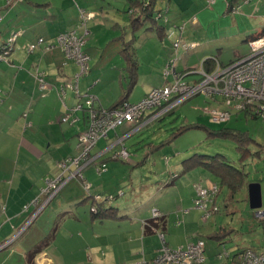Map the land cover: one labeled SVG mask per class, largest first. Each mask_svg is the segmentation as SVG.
<instances>
[{
  "label": "crops",
  "instance_id": "obj_1",
  "mask_svg": "<svg viewBox=\"0 0 264 264\" xmlns=\"http://www.w3.org/2000/svg\"><path fill=\"white\" fill-rule=\"evenodd\" d=\"M17 1L18 4H15L7 14H0L2 21L0 22V45L8 40L12 32L21 33L16 42L15 52L9 60L10 63H0L1 245L17 236L26 226L28 228L8 248L1 250L0 264H27L26 259L29 253L35 254V264H137L142 260H153L158 254L161 248L160 233L165 235L167 244L172 248L185 247L187 244H191L187 239H184L175 243V247L171 245L173 241L169 230V220L171 218V220H178L177 226H179L180 215L185 218L189 214V210L181 211L187 207L184 199L179 200V203L176 200V204L171 209L165 207L164 202L172 198L176 199L186 187L191 189L190 200H194L195 193L192 194L191 184L194 188L195 186L211 188L212 185L216 184V181L214 183L209 173L202 172L200 167L192 169V163H184L190 158L183 160V166L178 168L179 170L184 169V177L182 174L179 175L176 171L170 170L171 174L168 179L157 182L158 173H156L155 168L159 163L156 161L153 163L154 168L151 167L153 171L147 168L153 177H146L143 173L146 170L144 168L152 162L150 156L153 155L152 146L155 144L148 146V153L142 159L132 156V151L126 148V142L145 131L143 129L149 127L151 123L144 128L134 124H124V127L110 132L108 138L99 141L96 145L97 149H94L91 155L96 158V164L105 163L107 167L100 173L96 171V165H91L83 171L84 179L90 186L89 192L86 191L80 179L68 181L50 202L45 212L32 221L37 210L46 202V197L42 196L45 179L61 176L62 171L59 163L78 156V137L83 128L78 121V117L81 116L77 113L73 117L78 118V122L69 124L70 126L63 123V118L67 115L63 103L69 109H73L78 103L75 92H71L70 97L66 92L64 100L57 93V90L65 84L62 83L61 85V76L54 74V71L59 68L58 66H61L60 73L66 74L68 71L66 66L72 63L64 66L65 61L62 54H54L44 64V59L39 61L40 55L35 54L26 57L23 54V49H25L26 44H34L41 38L51 40L62 33L77 30L80 24V15L57 13L54 14L56 16L54 17L47 14L54 11H70L69 8H73L72 0H62L61 6H53L49 0H27V5L21 4L20 0ZM139 1L152 0H124L116 12H111L115 11L111 10L105 13L104 11L105 14L101 20H95L90 25L91 39L88 41L85 51L87 55L97 59V69H100L101 73L94 72L90 76L88 75L87 84L79 82V91L80 94L86 93L94 96L98 106L104 109L113 108L123 100L138 103L151 90L164 87L167 83H172L175 80L171 75L164 84L162 73H160L161 80L155 82L157 83L156 86H151L142 92L138 90L143 79L140 71L141 68L143 69V65L138 55L137 42L149 31L155 32V36L160 42L166 41L164 38L167 32L169 33L167 25H161L157 28L152 24L148 25L149 20L153 22L152 19L144 20L140 29L135 30L132 21L126 15V11L132 4ZM229 1L234 6H242L243 4L241 7L242 18H246L244 14L251 11V0ZM158 2L159 0H156L154 3L156 11ZM163 2L169 6H175L173 15L176 19L183 18L186 15L185 10L197 3L195 0H163ZM86 3L91 4L88 0H80L79 2L80 6L89 7ZM43 7L45 10H42ZM197 7L199 8L198 11L201 12V4H197ZM243 8H248V10L243 11ZM179 11H182V14H178ZM225 14H231V12L227 9ZM154 15L153 18H155ZM193 15L195 14H191V16ZM110 16L113 18L110 19ZM234 19L236 22L237 18ZM101 21L105 23V27L102 24L97 26V23ZM160 27L164 28L162 32L157 31ZM211 27L208 28L207 43L203 47V54L197 63L198 66L195 65L196 61L193 62L191 58V51L183 50L182 57L177 58L179 62L176 69L177 74L183 75L195 69L201 71L202 68L205 69L204 63L207 60H217V63L214 61L211 63V70L215 69L218 64L226 66L220 55L213 54L211 49L213 45L227 44L231 42L232 38L235 36L237 38L239 35H242V40L244 37L246 42H249L252 36H258L264 32L246 28L237 33L228 32L220 38H214L209 33ZM98 29H103L104 32L108 31L110 34L113 33L114 36L119 34V37H112V41L118 46L116 55L111 58H107L106 54L102 52L103 44L101 45L95 39ZM120 31L124 32L120 34ZM143 32L146 34L143 35ZM203 40L200 39L199 41L202 42ZM93 41L94 44L91 46L96 45V47L92 48L93 51H88V46ZM127 47L132 53V60L135 63L133 67L129 66L124 55V50ZM168 53L162 52L159 58L155 59L160 66H164L166 63L168 65L172 60V56ZM240 57L243 56L238 53L231 59L230 63ZM115 59L118 61H114ZM148 68H151L149 64ZM36 71L45 74L47 89H43L38 83L35 77ZM191 76H200L201 79L200 74L190 73L184 78ZM90 80L94 84L90 85ZM198 80L188 81L185 79V82L194 84L199 82ZM115 81L119 82V86H114L112 99L109 100L104 96L107 95L105 90L115 85L113 83ZM160 85L161 87H159ZM93 86H96V90L87 93ZM62 101L64 102L62 103ZM25 115L27 116L24 117ZM85 124L87 125L86 119ZM142 142L140 141L138 144ZM119 146L127 149L130 159L132 158L131 164L114 159V156L121 150ZM9 162V166L6 165ZM4 165L6 166L3 167ZM174 175L179 177L173 180ZM169 181L171 183L168 184ZM171 185L173 187H170ZM154 186L156 187L154 188ZM155 189L159 190V194L152 193ZM95 196L113 197L111 201H103L104 204L101 207L106 211L104 216L94 217L91 213ZM37 200H39L38 205H34V201ZM156 207L161 213L160 227H151L148 230L146 224L154 220L152 211ZM29 222L31 223L28 224ZM38 247L41 249L36 253Z\"/></svg>",
  "mask_w": 264,
  "mask_h": 264
},
{
  "label": "rangeland",
  "instance_id": "obj_2",
  "mask_svg": "<svg viewBox=\"0 0 264 264\" xmlns=\"http://www.w3.org/2000/svg\"><path fill=\"white\" fill-rule=\"evenodd\" d=\"M2 1H0V14H7V12L12 7L15 6V4H18L17 3L18 1L15 0H2ZM9 1L11 3H9ZM20 1L21 4L27 3V0H20ZM49 1L52 2L53 6L55 5L61 6L62 4V0H49ZM123 1L124 0H88V2L91 4L89 5L88 3H86V5H89V7L87 6L82 7L79 4L80 0H72L73 8L72 9L69 8L70 11H64V12L54 11L47 14H51V16H54V14L57 13H62V14L71 13V14L80 15L82 14V11H85L86 14L93 13L95 15V18L90 22L88 21L86 28L81 25V19H80V24L77 30H75L77 32V35L84 34L85 35L84 39L88 43V41L91 39V32L89 31L91 23L95 22V20L100 21L101 17L108 11L115 10L111 12H116V9L122 6ZM209 1L210 0H195V2H197L196 5L189 6L185 10L186 15L181 19H176L173 15L175 13L174 12L175 6L174 5L169 6L166 2H163V0H159L157 4V11L160 10V12L152 13L155 14L154 15L155 18L152 20L156 19V22L155 21L152 22L149 20L148 25L152 24L156 28L161 25L163 26L167 25L169 28V33L167 32V35L164 38L166 39V41L160 42V40L155 36V32L149 31L147 35H144L146 33L143 32L142 34L144 36L141 37L137 42L136 47L137 48L139 47L138 55L140 57V60L142 61L141 64L143 65V69L141 68L140 70L143 79L141 80L140 83L141 86L138 88L139 91L142 92L144 89H147L151 86H156L157 83L155 82H159L158 80H161L160 73H162V81L164 82V84L168 80L169 77L166 78L164 75L167 67V63L164 66H160L159 62L155 60L156 58H159V55L162 52H169L168 54L172 56L171 59L177 60L178 57H182L181 55L184 50L182 45L196 44V46L197 45L202 46V47L197 46L195 49L189 50L191 51L190 55L191 58L193 59V62L196 61L195 65H197L203 54V49H204L203 47L207 43L206 34L208 33V28H210L212 25L213 26L211 27L209 33L210 36L214 38H220L224 34L226 35L228 32L237 33L246 28L248 29L251 28L254 31H264V0H251L250 3L251 11H248L247 13L244 14L246 18L241 17L242 15L241 7L243 6V4L242 6H239L240 9L238 14H233L232 11L231 14H225L227 13V9H228L227 4H229L230 9H232L233 7H237V5L234 6L233 3H231L229 0L228 3L226 0H215L216 2L213 5H210ZM146 2L145 4L142 3V1H139L131 5L132 16L129 18L132 21L135 30L140 29V25L142 24L143 21L142 15L146 13H150L151 12L150 9L151 10L153 9L152 1H146ZM197 4H201V12L198 11L199 8L197 7ZM244 6H248V5H244ZM42 10H45V7H43ZM244 10H248V8H243V11ZM40 13L43 14V12ZM178 14H182V11H179ZM191 14H195V15L191 16ZM161 16L163 17L160 18ZM109 18L112 19L113 17L110 16ZM234 18H237L236 22ZM100 24H102L103 27H105L104 26L105 23H103V21L97 23V26ZM123 32L124 31H120L119 33L122 34ZM14 33H19V32L18 31L12 32L8 38L9 40L13 37L12 35ZM86 33L88 34L86 35ZM118 35L114 36L113 33L110 34V32L108 31L104 32L103 29H98L95 35V39L99 41L101 45L103 44L102 52L106 54L107 58L108 57L111 58L113 57V55H116L118 44L112 41V37H119ZM200 39H204V40L200 42L199 41ZM243 39L244 40H242V35H239L237 38L235 36V38H232V40L230 39L231 42L227 44L215 45V46L213 45L211 47L213 54L220 55L222 61L225 63V65H227L230 63L231 59H233L235 55H237L238 53H240L242 56L249 54V42H246L247 40L244 37ZM51 40L54 41L55 38H52ZM178 40L181 43H179V47L177 48L175 47L177 49L176 51L174 45L175 42ZM87 43L84 47V51L86 50ZM92 44H94V41L91 44H89L88 51L89 50L93 51L92 48L94 46L96 47V45L91 46ZM29 45L30 43L26 44L25 46L27 47ZM23 50H24L23 54L26 57L32 55L34 56L35 54L40 55L39 61L44 59V64H46L48 59H50V57L54 54H62L65 61L64 66H66L68 63L74 64V65L69 64L66 66V68H68L66 74L60 73L62 68L61 66H58L59 68H57V70L54 71V74L61 76L60 77L61 85L62 83H64L65 85L74 84L76 76L81 74L80 67L76 65L75 62L67 60L65 54L58 47V45H56V48L53 49V51L46 53H42L41 51H35L33 54H30L27 52V50L25 49ZM14 52L15 51H13L11 55H9L8 57L0 56V59L6 58L10 60ZM90 58L91 61L89 66V73L85 74V76L81 78L80 81V82H85L86 84L89 81L87 77H89L90 74L94 72L98 74L101 73V70L97 69L98 67L97 59L95 60V58L93 57ZM114 61H118V60L115 59ZM175 62L177 69L178 67L177 64L179 62L178 60ZM3 63L8 64L7 62H3ZM148 64L150 65L151 68H148ZM109 67L111 68V65ZM39 70L41 71L40 68ZM193 71H199V69L198 70L195 69ZM186 73L183 74V76H185ZM172 76L174 77V75ZM45 77L46 76L44 74V78ZM185 79L188 81L199 79L198 81H200L202 77L200 79V76H191L188 78L185 77L184 80ZM113 83H115V85L105 90V94L107 95L104 96L109 100L112 99V90L114 89V86L115 87L119 86V82L115 81ZM89 84L92 85L94 84V82L90 80ZM168 84L169 83H167L166 85ZM77 87L78 90H80L79 83ZM159 87H161V85ZM91 90H96V86L95 87L93 86V88H91L87 93H90ZM67 92L69 97L71 96V92L74 93V91H72L71 89H67ZM84 94L82 95L84 96ZM58 96H60L59 93ZM63 102L64 101H62V103ZM63 106L65 107L64 103ZM233 106L234 104L232 106L225 105L223 103L222 97H218L215 100H213V99H209L203 93L196 95L189 101L183 103L178 108H176L173 113L169 115H167L168 114L167 113L161 116L160 118L153 120L154 122H152L150 126L146 128L147 130L143 129L145 131L140 133L135 138H131V140H128V142H126V148L129 151H132L131 152L132 156L141 157L143 159L148 153L149 147L146 146L147 144L153 143L159 146L164 141L170 139L173 131H175L176 133L178 128L183 127L184 125L187 124L208 127L210 131L211 130L218 131L221 128L227 127L229 129L238 130L240 132L247 133L249 135L251 142H249V144L245 147H248L251 153L249 154L247 153L246 156H243L241 150L238 149L239 147L238 142H235L229 138L225 139L222 137L207 139L210 131L205 129H194L189 132H186L184 135L178 137V139L173 140L171 144L167 146L165 145L158 152L153 154L152 157L150 156V158H152V162H150L149 165L146 168H144L146 170L143 173L145 174L146 177L149 178L152 176V174L148 172L147 168L153 171V169L151 168L153 167V163H155V161L158 162L159 165L155 168L156 173H158V178H156V181L157 182L160 180L165 181L166 179L169 178L171 171H176L177 173H179V175L182 174V176L183 175L185 176L184 169L182 170L178 169L179 167L183 166L182 161L185 160L186 158L188 159L192 158L194 155H198V156L200 155V156H210V157L222 156L226 162H230L235 168L239 169V171L245 172L246 174L244 179L245 186L242 190H239L237 193H235L234 198L231 202L227 201V199L229 198L228 197L229 191L226 188L221 189V194L217 196V205H218L217 210H214V206L211 204H209V208L207 211L196 208L195 206L196 190L192 184H191V188L193 189L192 194L195 193L194 200H190L191 189L186 187V189L182 191V194L180 196H177L176 199L172 198L164 202L165 207L171 209L172 207H174V204H176V200L178 201L177 203H179V200L181 201L182 198L184 199L185 203L187 204V207L181 209V211L189 210V214L185 218L182 215H180L181 218H180L179 226H177V223L179 222L178 220L175 219L171 220L172 218L169 220V230L171 232V239L173 241L171 245L175 247L176 245L175 243L179 242L180 240L183 241L184 239H187L188 242L191 243L196 242L198 240H203L206 244L205 264H228V263L231 264L233 261L232 258L236 254L246 250H251L258 254L264 253V218H262L257 213L256 210H252L249 204V185L253 183L260 184L262 187V199H263V208L261 209V212H264V118L255 120L251 117V115L245 116V113L236 112L233 109ZM98 107L99 106L97 104V100L95 101V98H93L92 109L87 110L86 113H88L91 110L96 111L98 110ZM212 109L230 110L232 112L231 120L227 123L214 122L210 114L207 113L208 110H212ZM158 112L160 113L161 110ZM76 113L80 114L81 116L78 117L79 118L78 121L82 124L81 125L83 128L82 133L83 132L85 133L88 130V123L87 125L85 124L84 113L82 111H78ZM26 116L27 115H25L24 117ZM151 117L149 118V120L151 119ZM146 121L147 119L144 118L143 122ZM124 124L126 125L127 123ZM66 125H69V123H67ZM123 125L121 127H124ZM119 128H117V130ZM140 141L143 142L138 144ZM96 147L94 149H97ZM94 149L92 150V152L94 151ZM77 150H79V148ZM80 153L81 151L79 150V154ZM164 155L166 156L163 157ZM167 160H169V162H167ZM125 162H129V164H131L132 158ZM9 164L10 162L6 165L9 166ZM6 165H4L3 167H5ZM200 170L202 172L203 171L206 172V174L209 173L202 167H200ZM209 175L214 182L217 181V179L212 174L209 173ZM177 177L179 176L177 175ZM171 181H169L168 184L171 183ZM155 187L156 186H154V188ZM170 187H173V185H171ZM158 192L159 190L155 189L153 190L152 193L159 194ZM158 209L159 208L156 207L153 210H158ZM216 237L218 238L216 239ZM221 241L224 242L225 244L224 247L220 245ZM160 242L162 248L163 242L161 241V239ZM6 243L2 245L0 243V247L5 245ZM224 252L229 253L231 257L227 258L225 255H222L220 257V255L223 254ZM0 255L2 256V254Z\"/></svg>",
  "mask_w": 264,
  "mask_h": 264
},
{
  "label": "built area",
  "instance_id": "obj_3",
  "mask_svg": "<svg viewBox=\"0 0 264 264\" xmlns=\"http://www.w3.org/2000/svg\"><path fill=\"white\" fill-rule=\"evenodd\" d=\"M215 2V0H210L209 4L213 5ZM9 3L11 2L9 1ZM239 9L240 7L237 6L231 10L234 14H237ZM94 18L95 15L93 13L86 14L85 11H82V14H80L81 25L86 28L88 21L90 22ZM20 35V32L12 35L13 37L8 41V50L4 52V55L8 56L10 54ZM84 38V34L77 35L76 31H72L60 34L54 41H46L41 38L36 43L25 47L28 53L33 54L35 51H41L42 53L51 52L58 45L65 54L66 59L75 62L80 67L81 74L76 76L75 83L64 85L58 89V92L61 99L64 100L67 89H71L75 92L78 99V103L73 109H69L65 105L67 115L63 118V123L74 124L77 119L73 115L78 111H82L85 114V119L88 123V130L78 137L77 147L81 153L77 157L68 158L59 163L62 171L61 176L45 179V188L42 189V196L46 197V202L37 210L35 216L42 214L48 203L72 179H80L86 191L89 192L90 186L84 179L83 171L91 165H96V171L100 173L106 170L107 167L105 163L96 164V158H93L91 155L92 150L100 140L106 139L110 132L116 131L124 123L134 124L137 127L147 126L154 122L153 120L175 110L183 103L202 93L213 100L222 97L223 103L228 106L234 104L233 109L238 113H245L247 110L253 109L261 118H264V32L249 40L248 55L240 57L226 66L218 64L212 72H208L203 68L201 71L188 72L190 74L196 73L201 75L202 79L197 83L190 84L185 82L184 76L176 72L175 61L177 60L172 59L168 63L164 75L166 78L174 75V82L152 90L150 94L138 103L125 101L114 109L98 107V110H91L88 113L86 111L92 109L93 98L95 97L87 94L83 96L77 87L81 78L89 73L91 61L90 56L84 52V47L87 43ZM179 43H181L179 40L176 41L174 48L179 47ZM197 46L196 44L182 45L185 51L193 50ZM214 61L217 63V60ZM188 73H186V76ZM37 79L43 89L48 88L44 73L39 72ZM160 110L161 112L159 113L158 111ZM207 113L210 114L216 123H227L232 118L230 110L212 109L208 110ZM149 116H152L150 120ZM144 118L147 119L146 122H143ZM114 159L129 160L130 155L126 148H122L114 156ZM67 174L68 177H66ZM195 190L196 208L207 211L209 204H211L214 206V210H217L215 200L219 194L218 186L214 185L211 188L195 186ZM112 199L113 197L111 196L104 198L101 196L94 197V200L99 203L111 201ZM38 203L39 200L34 201L33 204L38 205ZM26 208L28 209V207ZM91 212L96 214L97 207H92ZM152 213L155 219L161 218V213L158 210H153ZM258 214L264 218V212L260 210ZM26 229L19 232L12 240L0 247V251L10 246ZM159 235L163 246L158 255L151 261L142 260L137 264H205L206 244L203 240L193 242L186 247L172 248L167 244L165 235L163 233ZM222 255H225L227 258L231 257L227 252L221 254L220 257ZM232 259L234 261L231 264H264V253L258 254L251 250H246Z\"/></svg>",
  "mask_w": 264,
  "mask_h": 264
},
{
  "label": "trees",
  "instance_id": "obj_4",
  "mask_svg": "<svg viewBox=\"0 0 264 264\" xmlns=\"http://www.w3.org/2000/svg\"><path fill=\"white\" fill-rule=\"evenodd\" d=\"M155 1L156 0H152V3H153V7L152 8L153 9L152 10L150 9L151 12L142 15V18H144L143 21H142V23L144 22V20L154 19L153 18V15L154 14H152L153 12H160V11H156L154 9V5H155L154 3H155ZM226 1L228 3V0H226ZM145 2L146 1H142V3H145ZM227 6H228V10L231 12L232 10L230 9L229 4H227ZM126 14L128 15V17H131L132 16V6H130L128 8V10L126 11ZM0 21H1V19H0ZM153 21L156 22V19L153 20ZM162 29H164V28L163 27H160V28H158L157 31L158 32H162L163 31ZM56 37H55V39H56ZM254 37H256V36H252L251 38H254ZM8 41H9V39L0 45V56L8 57L9 55H11V53L13 51H15L16 43L14 44V46H13L12 51L10 52V54L8 56L7 55H4V52L6 50H8L7 49V47H8ZM46 41H52V40H46ZM124 55H125V58H126L128 64H129V66L130 67H133V65L135 63H133L132 53H131V50L129 49V47H127L124 50ZM0 60L3 61V62H7L8 64L10 63L9 62V59H6V58L0 59ZM1 61H0V63H3ZM213 61L207 60L204 63V68L206 69V71L212 72L214 70V69L211 70V68H210L211 63H213ZM38 74H39V71H36V76H35L36 79H37V75ZM57 93H59L58 90H57ZM125 101L126 100H123L118 105H120L121 103H123ZM118 105H116V106H114L113 108H110V109H114ZM173 112H174V110L171 111V112H169L167 115H169V114H171ZM246 115H248V116L251 115V117L253 119H255V120L261 119V117L253 109L247 110V112H245V116ZM194 129H205V130L210 131V129H208V127H202V126H199V125H192V124L189 125V124H187V125H184L183 127L178 128L176 133H175V131H173L170 139L164 141L159 146L154 145L153 143H149V144H147V146L154 145V146H152L153 147L152 148L153 149L152 154H155L156 152H158L165 145L167 146V145L171 144L173 142V140H176L178 137L182 136L186 132L191 131V130H194ZM216 137H222V138H225V139H228L229 138V139H231V140H233L235 142H238L239 143L238 149L241 150L243 156H246L247 153L248 154L251 153L250 150H249V148L248 147H245V146H247L249 144V142H251V139L249 138V135L247 133H243V132H240L238 130H233V129H229L227 127H224V128H221L218 131L211 130L210 133H209V136L207 137V139L208 138H216ZM117 160H121V159H117ZM123 161L125 162L127 160H123ZM184 163H192L193 164V167L191 166L192 169L195 168V167H202L206 171H208L210 174H212L217 179L215 185L218 186V188H219V194L218 195L221 194V189L222 188H226L229 191V196H228L229 198L227 199L228 202H231L233 200V198H234L235 193H237L239 190H242L244 188V186H245V184H244V179H245V175H246L245 172L244 171L243 172L242 171H239V169L235 168L230 162H226L222 156L210 157V156H200V155L198 156V155H194L189 160L184 161ZM217 182H219V183H217ZM212 186H214V185H212ZM103 204H104V202L103 203H99V202H97L95 200L93 201L92 206L93 207L94 206L97 207V213L96 214H93L94 217L95 216H97V217L104 216L103 214L106 211H104L103 208L101 207ZM215 204L218 207V205H217V199L215 200ZM160 221H162V218H158V219H155L154 218V220H151V221L148 222V224H146V229L149 230L151 227L152 228H159L160 227V223H159ZM217 238L218 237H216V239ZM220 245L223 246V247L225 246L224 242H222V241L220 242ZM39 249H41V247H38L37 248L36 253L38 252ZM242 252H244V251H242ZM242 252H239L238 254H240ZM238 254H236L235 256H238ZM26 261H27V264H35V262H34L35 261V254L29 253Z\"/></svg>",
  "mask_w": 264,
  "mask_h": 264
},
{
  "label": "water",
  "instance_id": "obj_5",
  "mask_svg": "<svg viewBox=\"0 0 264 264\" xmlns=\"http://www.w3.org/2000/svg\"><path fill=\"white\" fill-rule=\"evenodd\" d=\"M49 204H50V202L48 203V205ZM249 204H250V208L252 210H256L257 213H259V211L263 208L262 187L260 184L253 183V184L249 185ZM48 205H47L46 209L48 208ZM35 217H38V216H34L33 218H35ZM28 224H30V222ZM26 228H28V226H26Z\"/></svg>",
  "mask_w": 264,
  "mask_h": 264
},
{
  "label": "bare ground",
  "instance_id": "obj_6",
  "mask_svg": "<svg viewBox=\"0 0 264 264\" xmlns=\"http://www.w3.org/2000/svg\"><path fill=\"white\" fill-rule=\"evenodd\" d=\"M175 178H177V175H176V176H174V179H175Z\"/></svg>",
  "mask_w": 264,
  "mask_h": 264
},
{
  "label": "clouds",
  "instance_id": "obj_7",
  "mask_svg": "<svg viewBox=\"0 0 264 264\" xmlns=\"http://www.w3.org/2000/svg\"><path fill=\"white\" fill-rule=\"evenodd\" d=\"M93 206H91V208H92ZM92 213V212H91ZM93 214V213H92Z\"/></svg>",
  "mask_w": 264,
  "mask_h": 264
}]
</instances>
